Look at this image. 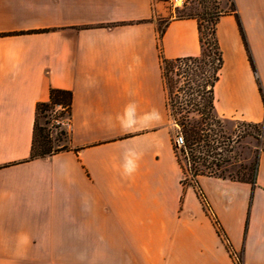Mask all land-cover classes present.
Here are the masks:
<instances>
[{"label":"crops","instance_id":"0c3cea01","mask_svg":"<svg viewBox=\"0 0 264 264\" xmlns=\"http://www.w3.org/2000/svg\"><path fill=\"white\" fill-rule=\"evenodd\" d=\"M232 1L215 108L263 122L264 0ZM161 2L0 0V264H239L219 227L264 264L263 151L254 185L197 178L212 214L183 184L161 56L201 42L195 17L159 28ZM51 88L72 93L68 147L31 158Z\"/></svg>","mask_w":264,"mask_h":264},{"label":"trees","instance_id":"16d2710c","mask_svg":"<svg viewBox=\"0 0 264 264\" xmlns=\"http://www.w3.org/2000/svg\"><path fill=\"white\" fill-rule=\"evenodd\" d=\"M232 4L233 7L229 11L237 15L236 6L233 1ZM220 15L215 17L213 24L215 46L213 52L215 56L213 58L210 50L205 45L202 22L191 14L181 17L197 18L201 42L200 54L176 58H165L161 56V68L167 88V104L171 117L175 123L180 126V132L185 140V146L180 151L175 146L174 148L177 158L183 167V173L185 172L186 161L188 169L196 179L200 175H208L234 181L248 182L254 185L259 154L261 151H264V149L260 150L254 169L249 172V167L244 168L245 172H243L242 176H239L238 171L236 176L232 173L225 174L226 169L218 171V169L222 167L220 163L215 161L217 158V152L215 151L217 147H219L217 144L218 140L213 132V128L209 127L207 122L208 119H213V117H222L216 111L214 97V87L220 77L221 68L223 66L222 50L216 34V25ZM239 26L245 38L240 22ZM250 60L252 61L251 55ZM215 62L216 64L214 66L213 63ZM259 89L264 101L262 87L259 86ZM71 102V91L51 88L49 100L37 104L31 158L46 157L68 147H62L59 150L52 148L48 135L45 133L46 128L39 124V117L43 111L60 107L64 110L67 109L70 119ZM247 122L253 126L264 125V121ZM229 143H231L230 140ZM194 145H198L201 149L199 151L201 156H197L195 152L192 151ZM228 150L231 151L230 149ZM212 154H215L214 157ZM211 156L213 159H210ZM183 159H185V161H183ZM202 166L205 168H202ZM183 184H186L184 180ZM218 230L223 234L220 227Z\"/></svg>","mask_w":264,"mask_h":264},{"label":"rangeland","instance_id":"374dc122","mask_svg":"<svg viewBox=\"0 0 264 264\" xmlns=\"http://www.w3.org/2000/svg\"><path fill=\"white\" fill-rule=\"evenodd\" d=\"M160 6L165 16L157 19L159 28L163 29L164 24L170 19L188 14L194 15L202 22L205 45L213 55L212 58L215 56L213 53L215 48L213 34L214 19L233 7L232 0H186L181 7H173L165 2H161ZM215 64L216 62L213 63L214 66ZM69 122L70 119L67 109L64 110L60 107H56L41 113L39 124L46 128L45 133L48 135L53 149L59 150L62 147L68 146ZM207 122L208 126L213 128V132L218 140L217 144L219 147H217L215 151L217 152L215 161L222 166L218 171L226 169L225 174L232 173L235 176L238 171L239 176H242L243 172H245L244 168L249 167V172L253 170L260 150L264 149V125L253 126L247 121L226 117H213V119H208ZM170 130L174 143L175 134L180 131V126L174 123L173 119L170 123ZM229 140L231 143H229ZM200 150L198 145L192 147V151H194L197 156H201ZM215 154H212V156L214 157ZM212 156L210 159H213ZM183 161H185V159H183ZM202 168L205 167L202 166ZM186 184L190 183L186 181ZM191 185L195 187L199 195L200 188L198 184ZM199 198H201L200 195ZM204 207L207 213L212 214L208 209L209 207L207 208L205 204ZM223 235L224 234H221V238L225 242V238L227 239V237ZM225 244L229 247L234 260L242 264V253L233 250L229 241L228 244L226 242Z\"/></svg>","mask_w":264,"mask_h":264},{"label":"built area","instance_id":"2783aa9c","mask_svg":"<svg viewBox=\"0 0 264 264\" xmlns=\"http://www.w3.org/2000/svg\"><path fill=\"white\" fill-rule=\"evenodd\" d=\"M163 1L173 7H181L186 0H160ZM174 121V120H173ZM175 123V121H174ZM184 138L182 133L179 131L175 134L174 137V146L180 151L184 146H185V142H184ZM183 180L186 182H189L190 184H197V179L192 175L191 171L188 169V164H185V172L183 173ZM199 195L202 199V201L204 202V204L206 205V207L208 208V205L206 203V200L202 194V192L199 190ZM224 236V235H223ZM225 242L228 244V240L225 238Z\"/></svg>","mask_w":264,"mask_h":264}]
</instances>
